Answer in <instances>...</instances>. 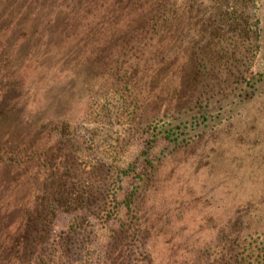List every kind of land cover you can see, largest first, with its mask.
I'll use <instances>...</instances> for the list:
<instances>
[{"label":"rangeland","instance_id":"374dc122","mask_svg":"<svg viewBox=\"0 0 264 264\" xmlns=\"http://www.w3.org/2000/svg\"><path fill=\"white\" fill-rule=\"evenodd\" d=\"M188 2L178 1L180 41L167 34L123 57L102 40L100 52L73 64L77 74L40 53L25 33L30 22L0 25V76L9 81L0 94V201H53L73 174L101 186L91 205L55 209L46 233L84 224V264L132 262L118 243L138 229L154 264H264V0L234 3L243 24L236 35L219 28L222 2L199 0L187 13ZM210 16L218 22L204 25ZM200 48L244 55L242 77L220 104L191 85L197 55L212 61ZM174 50L167 62L159 53ZM95 96L104 100L93 106ZM157 115L169 139L148 129ZM114 165L126 169L121 181H104Z\"/></svg>","mask_w":264,"mask_h":264},{"label":"trees","instance_id":"16d2710c","mask_svg":"<svg viewBox=\"0 0 264 264\" xmlns=\"http://www.w3.org/2000/svg\"><path fill=\"white\" fill-rule=\"evenodd\" d=\"M178 1L0 0V25L5 22H14L19 28L22 24L30 22L25 33L31 31L30 41L37 38L36 44L39 45L41 42L40 53L44 48L46 57L51 60L58 59L61 62L62 71L77 74L76 65L73 66V64L77 62V59L79 61L83 54L92 55V53L100 52L102 40L108 44L112 43L117 47V52L125 57V55L135 51L133 49L136 45H147L154 38L158 40L168 34L177 39L179 36L178 29L181 27L178 20L180 14ZM198 1L189 0L187 13H191V4L195 3L196 6ZM247 1L249 2V0ZM221 2L222 5L218 10L221 11L220 19L222 22H218L215 17L210 16L205 19L204 25L213 26L218 22L221 31L222 28H228L230 32L233 30L234 35L241 34L243 24L238 17V9H235L237 0H232L234 6L230 12H225L223 9L224 6L229 5L228 1L218 0V4ZM196 34L198 35V33ZM193 40L195 39L186 41V44L191 47ZM178 41H180V37ZM199 46L203 47L202 45ZM176 50L168 53L160 51L159 53L164 54L163 59L167 62L177 52ZM204 50L200 48V52L207 54L210 59L212 58V61L206 59L205 56L197 55L191 85L202 84L206 88L200 97L206 93L209 94L211 91V99L216 104H220L232 85L238 82L239 77H242L239 66L241 60H244L243 53L248 48L241 51V55H243L241 58L237 53V57L233 55L235 53L227 56L226 52H223L224 49H211L210 54ZM214 58L222 60L224 74L216 66ZM165 62L159 61L156 65L162 66ZM66 63L67 66H65ZM189 64L193 66L192 59L189 60ZM207 77L211 79L212 83L208 81ZM6 84L9 85V81L0 76V94L6 88ZM5 99H7L5 95L0 97V100ZM102 100H104L103 97L97 98L95 96L92 98L91 104L93 106L99 105ZM102 109L104 112V105H102ZM99 113V117L106 114ZM167 122L166 118L157 115L150 120L147 127L153 132L154 138L161 135L169 139L172 132L170 129L164 130ZM58 131L63 135L67 132L62 128ZM3 149L4 146L0 145V151ZM1 157L4 156L0 154V159ZM83 160L86 161L85 155ZM116 166L110 167L104 173V181L112 182L115 180V183L121 181L126 169L120 165ZM76 177L73 174L72 181L61 182L59 185L64 184L62 187L58 185L57 188L60 187V189L53 201L48 199L38 203L35 199L34 202L21 206L15 203L2 205L3 202L0 201V264H84L82 253L86 243L85 233L88 230L84 224L71 225L66 233L58 237L52 238V235H46L51 229L52 215L55 209L60 208V210L67 212L77 207L91 205V201L95 200L102 192L101 186L86 185L80 178L75 179ZM1 190L3 188H0ZM114 198V195L108 194L106 201L112 202ZM6 206L10 208L5 209ZM88 232L89 234L90 232L91 234L94 233L92 229ZM144 237L138 229L134 237L126 238L125 241L118 243V253L121 257L129 253L133 258V261L128 264H154L152 254L145 243L143 244ZM115 259L117 258L112 259V261ZM112 264H118V262L113 261Z\"/></svg>","mask_w":264,"mask_h":264}]
</instances>
